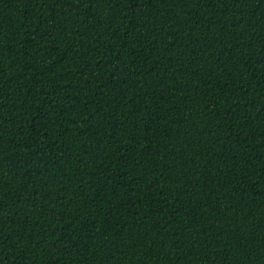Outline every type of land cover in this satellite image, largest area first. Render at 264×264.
Wrapping results in <instances>:
<instances>
[{"label":"trees","instance_id":"trees-1","mask_svg":"<svg viewBox=\"0 0 264 264\" xmlns=\"http://www.w3.org/2000/svg\"><path fill=\"white\" fill-rule=\"evenodd\" d=\"M0 264H264V0H0Z\"/></svg>","mask_w":264,"mask_h":264}]
</instances>
